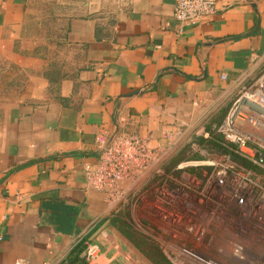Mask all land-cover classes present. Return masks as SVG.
<instances>
[{"label":"crops","instance_id":"obj_1","mask_svg":"<svg viewBox=\"0 0 264 264\" xmlns=\"http://www.w3.org/2000/svg\"><path fill=\"white\" fill-rule=\"evenodd\" d=\"M215 1L181 27L175 0H0V264H63L81 234L117 264L84 177L101 136L187 144L264 68V0Z\"/></svg>","mask_w":264,"mask_h":264},{"label":"built area","instance_id":"obj_2","mask_svg":"<svg viewBox=\"0 0 264 264\" xmlns=\"http://www.w3.org/2000/svg\"><path fill=\"white\" fill-rule=\"evenodd\" d=\"M217 11L215 0H175L173 16L181 27L199 26ZM236 96L216 130L223 153H211L192 139L181 144L180 130L164 131L165 144L154 145L141 136H101L98 164L84 167L87 188L101 194L109 210L138 202L141 182L157 180L155 217L171 227L170 238L179 227L185 243L166 249L168 260L167 254H176L181 264H264V68L257 79L243 81ZM209 124V117L201 119L194 136L211 139ZM184 153L195 158L175 164L169 173L161 169L169 154ZM77 245L83 264H107L92 239L81 234L72 243ZM192 248L198 253L193 257Z\"/></svg>","mask_w":264,"mask_h":264},{"label":"rangeland","instance_id":"obj_3","mask_svg":"<svg viewBox=\"0 0 264 264\" xmlns=\"http://www.w3.org/2000/svg\"><path fill=\"white\" fill-rule=\"evenodd\" d=\"M240 90H241V86L239 91ZM236 95L234 93L231 96L230 100L220 102L222 103V106L221 104L219 105V108L216 110V116L210 119V124L208 126V129L206 130L208 134L210 131L214 133L216 138L219 137L222 138L216 132V130L223 122L227 112L229 111V109L233 104V101L237 97ZM213 125L214 127H212ZM196 131L197 130H195L192 133V135L189 134L185 138V140H189L188 137H190L192 141L193 140L196 141L195 138L197 137L194 136V133ZM210 137H212V135H210ZM185 150L188 151V148H186ZM192 158H195V156H191V155L187 156L186 153H184L183 156L179 154L178 156L175 157H172V154H169L167 160H165V163H163V165L161 166L162 168L161 167L160 168L166 171L167 173H169L171 172L175 164ZM159 187L160 186L157 184V180L155 179L153 180L152 178H150L149 180L142 181L140 185V192L142 194L141 200H139L138 202H132L124 207L116 206V208L111 209V211H109L110 213L107 216L106 221H108V228L110 230V234L114 238L115 245L119 250L118 251L119 256L117 257L116 260L117 264H149L147 260L131 244H129L128 241L122 235H120L117 231H115L114 228H112L111 222L114 218L117 217L122 218L123 221L128 223L138 237L143 238L148 242L151 241L150 243L155 244V246L158 247V249L162 252V254H164V251L166 249H169L171 247L177 248L179 244H185L183 243V236L180 235L181 233L179 227H174V230L172 231L175 232L176 237L174 239L172 237L170 238L166 236V232L170 231L171 227H167L160 218L157 219L155 217V213L152 207L154 204L155 190L158 189ZM167 255L168 257L170 256L169 257L170 260H168V262H171L172 264H181V260L178 255L176 254L175 255L167 254ZM182 264H195V263L183 260Z\"/></svg>","mask_w":264,"mask_h":264},{"label":"trees","instance_id":"obj_4","mask_svg":"<svg viewBox=\"0 0 264 264\" xmlns=\"http://www.w3.org/2000/svg\"><path fill=\"white\" fill-rule=\"evenodd\" d=\"M212 135L211 139L205 140L203 138H197L196 142L201 147L207 149L209 152L214 153H223L225 150L219 145L221 143V138H216L213 132H210ZM214 135V136H213ZM233 160H236L233 157ZM112 228L115 229L120 235H122L129 244H131L146 260L149 264H170L167 259L164 257L162 252L158 249L155 244L148 242L147 240L138 237L131 226L122 220V218H114L111 222ZM81 252V246L77 245L74 247L70 255L67 257V260L63 264H83L79 260V254Z\"/></svg>","mask_w":264,"mask_h":264},{"label":"flooded vegetation","instance_id":"obj_5","mask_svg":"<svg viewBox=\"0 0 264 264\" xmlns=\"http://www.w3.org/2000/svg\"><path fill=\"white\" fill-rule=\"evenodd\" d=\"M189 245H191V244H189ZM186 247L188 248V249H190V246H187L186 245ZM192 247V246H191ZM198 253H197V250L196 249H194V248H192L191 250H190V252H189V255H191L192 257L193 256H196ZM164 255V254H163ZM164 257L166 258V256L164 255ZM167 259V258H166ZM167 261H168V259H167ZM189 262H192L191 260H189ZM170 264H172L171 262H169Z\"/></svg>","mask_w":264,"mask_h":264}]
</instances>
